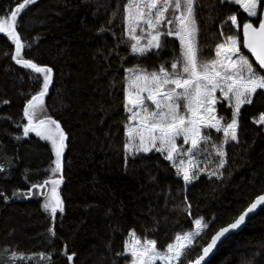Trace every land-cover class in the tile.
Returning <instances> with one entry per match:
<instances>
[{
    "label": "trees",
    "instance_id": "obj_1",
    "mask_svg": "<svg viewBox=\"0 0 264 264\" xmlns=\"http://www.w3.org/2000/svg\"><path fill=\"white\" fill-rule=\"evenodd\" d=\"M126 2L119 0L117 8V0H38L22 13L23 27L18 31L26 45H32L22 54L53 69L41 118L57 120L67 136L63 182L58 187L64 212L57 214L54 237L47 231L53 221L41 207L43 195H12L61 173L50 172L55 159L50 142L31 133L15 139L22 137L18 125L27 122L22 118L24 103L39 90L40 81L37 74L11 60L15 46L0 34V192L9 197L7 201L0 198V264H9L13 251L25 256L14 264H125L115 253L123 251L129 230L142 239H155L164 250L176 234L195 231V219L208 223L214 219L192 242L184 260L188 264L219 227L264 194V125L254 123L264 113V96L254 95L253 102L241 108L240 143L225 145L228 163L221 179L201 174L185 186L171 164L156 153L142 155L134 163L129 159L125 168L124 69L158 70L162 62L170 65L174 55H180L174 37L167 38L159 57H136L130 43H119L121 38L127 41L123 37ZM14 5L15 0H0V15ZM196 11L201 59H210L215 55L216 37L228 29L223 23L226 16L236 8L219 0H198ZM240 13L242 9L237 12L242 22L246 14ZM101 26L112 31L99 33ZM109 50L112 55L105 62L101 53L107 56ZM218 113L224 115L222 123L230 122L231 109L226 104ZM213 136L219 142L223 133L213 130ZM188 205L190 209L181 212ZM49 252L50 262L38 255ZM65 252L75 253L71 262ZM207 264H264V209L226 239Z\"/></svg>",
    "mask_w": 264,
    "mask_h": 264
},
{
    "label": "snow or ice",
    "instance_id": "obj_2",
    "mask_svg": "<svg viewBox=\"0 0 264 264\" xmlns=\"http://www.w3.org/2000/svg\"><path fill=\"white\" fill-rule=\"evenodd\" d=\"M37 3L38 0H15L14 7L10 6L0 15V34L15 46L11 60L37 74L40 81L39 90L24 103L22 118L27 122L18 125L22 127V137L15 139L21 140L31 133L40 140L50 142L55 157L50 162V172L60 174L66 133L51 116L41 118L45 111V97L53 83V69L25 58L22 54L24 49L26 46L30 49L32 45H26L25 37L18 31L23 27L22 13L30 11V6ZM219 3L233 5L236 11L227 15L223 22L228 24V29L216 37L215 55L203 60L202 49L197 43L198 0H127L123 5V37L127 41L121 38L119 43H130L131 54L136 57L148 54L159 57L167 46L168 37H174L180 46V55H174L170 65L162 62L158 70L147 71L140 67L124 69L123 109L126 120L123 150L126 169L129 159L134 163L142 155L155 152L170 162L185 186L197 181L201 174L217 180L222 178V170L228 163L225 145L240 143L241 108L251 104L254 95L264 96V0H219ZM241 9L240 14H246L242 22L238 21L237 15ZM116 14L114 11L113 16ZM107 23L111 25L113 20L109 19ZM111 31V28L103 26L98 29L99 33ZM112 35L115 37L114 32ZM245 49L254 60L244 52ZM112 51L109 50L107 56L101 53V59L106 62ZM120 60L123 61L124 57L121 56ZM225 104L231 109V119L222 123L225 118L218 114L217 109L225 107ZM254 123L264 125V113ZM213 130L223 133L219 142L213 136ZM213 153L215 160L212 159ZM62 181V175L58 178L49 176L43 183L31 184L27 192L16 190L12 193L17 198L44 196L41 207L53 221V226L47 230L52 237L55 236L57 214L64 212V202L58 192ZM0 198L9 199L3 192H0ZM184 200L187 201V196ZM258 206H264V195H257L231 222L219 227L202 246V254L189 260L188 264H207V258L214 249L245 224L246 218ZM188 209L190 205L181 212ZM214 222L213 219L211 223ZM194 223L195 231L176 234L164 250L157 247L155 239H142L134 230H129L123 251L115 253V256L123 258L125 264H156L157 261L160 264H184L192 242L211 227V223L202 222L199 218ZM64 254L69 262L75 255ZM38 255L46 256L50 262L52 253ZM18 258L24 259V254L18 257L16 251L11 252L9 264H14Z\"/></svg>",
    "mask_w": 264,
    "mask_h": 264
},
{
    "label": "water",
    "instance_id": "obj_3",
    "mask_svg": "<svg viewBox=\"0 0 264 264\" xmlns=\"http://www.w3.org/2000/svg\"><path fill=\"white\" fill-rule=\"evenodd\" d=\"M245 52L247 53V50L245 49ZM250 57H251V54L250 53H247ZM253 60H254V58H252ZM50 87H51V85H50ZM49 90H50V88H49ZM64 160H65V152H64V156H63V158H62V172H61V175L63 176V173H64ZM63 182V181H62ZM262 195H264V194H262ZM262 209H264V206H258L255 210H254V212L253 213H251V214H249V216L246 218V222H245V224H243V225H241V227L238 229V230H236L235 232H233L231 235H233V234H237V233H239L240 231H242L244 228H245V226H246V224H247V221L250 219V218H252V217H254V216H256L259 212H260V210H262ZM230 235V236H231ZM230 236H228V238L230 237ZM227 238V239H228ZM226 240V239H225ZM224 240V241H225ZM223 241V242H224ZM222 242V243H223ZM222 243H220L219 244V246L222 244ZM218 246V247H219ZM218 247H216L215 249H214V251H213V253H211L210 254V256L207 258V263L210 261V259L217 253V250H218ZM202 254V253H201ZM202 264H203V262H202Z\"/></svg>",
    "mask_w": 264,
    "mask_h": 264
},
{
    "label": "rangeland",
    "instance_id": "obj_4",
    "mask_svg": "<svg viewBox=\"0 0 264 264\" xmlns=\"http://www.w3.org/2000/svg\"><path fill=\"white\" fill-rule=\"evenodd\" d=\"M150 103V102H149ZM218 109H219V107H218ZM218 109H217V111H218ZM219 114V113H218ZM220 116H223L224 117V115H222V114H219ZM153 153H155V152H153ZM149 154H152V153H149ZM156 154H159V153H156ZM168 162V161H167ZM170 163V162H169ZM24 258H25V256H24ZM157 262H159V261H157ZM156 262V263H157Z\"/></svg>",
    "mask_w": 264,
    "mask_h": 264
},
{
    "label": "bare ground",
    "instance_id": "obj_5",
    "mask_svg": "<svg viewBox=\"0 0 264 264\" xmlns=\"http://www.w3.org/2000/svg\"><path fill=\"white\" fill-rule=\"evenodd\" d=\"M58 178V177H57ZM59 214V213H58Z\"/></svg>",
    "mask_w": 264,
    "mask_h": 264
}]
</instances>
